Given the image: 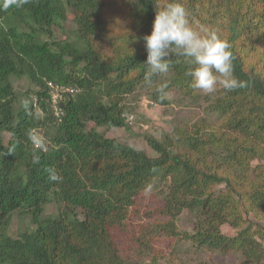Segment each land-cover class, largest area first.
Here are the masks:
<instances>
[{
    "label": "trees",
    "instance_id": "1",
    "mask_svg": "<svg viewBox=\"0 0 264 264\" xmlns=\"http://www.w3.org/2000/svg\"><path fill=\"white\" fill-rule=\"evenodd\" d=\"M170 2L27 0L20 8L0 9V264H157L155 238L176 236L198 249L238 253L239 264L264 263V167H251L264 154V55L258 68L246 66L244 57L264 44V0H175L193 27L214 30L229 43L234 75L246 82L242 89L209 95L191 87L188 58L175 54L167 73L145 81L142 38L150 34L155 12ZM63 4L74 16L92 12L120 19L135 50L110 58L85 33L72 45L55 41L52 27L63 20ZM21 80L28 85L18 92ZM163 83L166 93L204 102L205 115L214 120L145 136L155 157L88 127L129 129L128 95L145 90L150 101L166 106L170 101H160L156 92ZM48 84L73 91L61 94L59 122ZM37 131L42 143L35 147ZM47 169L62 179L50 180ZM149 185L151 191L164 186L161 213L170 219L134 235L127 224L138 217L137 201ZM59 191L82 214L42 218L43 206ZM182 211L193 217L191 233L176 230ZM14 212L34 227L16 238L5 232ZM248 212L263 225L251 221L243 227ZM224 224L238 230L227 236ZM111 228L138 249L116 245Z\"/></svg>",
    "mask_w": 264,
    "mask_h": 264
},
{
    "label": "rangeland",
    "instance_id": "2",
    "mask_svg": "<svg viewBox=\"0 0 264 264\" xmlns=\"http://www.w3.org/2000/svg\"><path fill=\"white\" fill-rule=\"evenodd\" d=\"M85 6L88 10L91 6L87 3L81 2V6ZM63 20L56 26L52 27L53 39L62 45H72L83 33L90 35L95 44L99 46L102 51L110 58H114L115 55L130 53L135 50L133 40L131 36H124L127 33L126 26L120 21V19L113 17L112 15L99 16L90 12V16L87 14L73 15L71 8L68 5L63 4ZM263 43V42H262ZM244 45V44H243ZM254 45L252 44V47ZM254 48V47H253ZM255 51V50H254ZM252 51L248 56L244 55L246 66L254 65L256 68L261 66L264 44L260 47V50ZM257 53H260L259 55ZM264 70V69H263ZM27 82L21 80L15 83V90L23 92L27 87ZM166 98L170 101L166 106H159L150 101L145 90H139L133 95H128L127 101L130 102L132 107L133 125L129 129L114 128L104 129L96 128L93 124H88V127L95 128L98 132L102 133L105 137L115 139L116 141L131 146L137 150L144 152L150 157H155V152L148 146L145 141V136H153L159 138L161 132L170 133L175 128H187L193 123L198 122L200 119L208 118L211 122L214 120L205 115L206 104L199 102L198 104H191L187 99L181 96L176 91H170L166 93ZM127 116V117H128ZM131 119V116L129 120ZM217 124V122H215ZM4 143H7L9 134H4ZM42 139L41 131H37L34 134L33 142ZM261 165L264 167V154L260 160H253L251 167ZM163 185H160L158 190L149 192L146 196H142L138 199V217H133L130 224H127L131 233L136 235L138 230L143 227L151 226L155 222L165 223L169 221V216H165L161 213L163 206V200L160 191H163ZM223 188V185L216 186V189ZM74 207L66 200L64 193L60 191L53 195L50 203L43 206L42 218L54 217L58 212L60 214H79L81 210ZM246 213H243V215ZM72 216V215H71ZM247 222L243 224L246 227L251 221L258 222L261 225L262 222L256 220L255 214L248 212L244 215ZM152 223V224H150ZM193 217L187 212L182 211L178 213L177 220L175 221L176 230L180 233H191L193 229ZM150 224V225H149ZM33 225L17 212L10 214L9 224L5 230L6 234L12 238L20 236L23 232H28L33 229ZM237 228H233L227 224L221 226V232L227 236H233L237 231ZM111 240L116 245H120L122 248L127 244L131 250L138 249L133 243H130V237L124 238V232L118 228H112L109 230ZM177 238L156 237L153 241V254L158 259L157 264H239L240 255L235 252L222 254L220 252L211 251L208 249H198L193 247L190 243L181 239V236ZM136 255V253H131ZM132 255V256H133ZM135 257V256H133ZM142 261V260H141ZM151 263L150 260H147ZM146 260L144 263H147ZM264 264V263H263Z\"/></svg>",
    "mask_w": 264,
    "mask_h": 264
},
{
    "label": "clouds",
    "instance_id": "3",
    "mask_svg": "<svg viewBox=\"0 0 264 264\" xmlns=\"http://www.w3.org/2000/svg\"><path fill=\"white\" fill-rule=\"evenodd\" d=\"M26 2L0 0V9L7 11L13 6L20 8ZM142 39L146 50L145 81L148 84H151L153 76L169 71V57L175 54L188 58L190 67L186 75L191 78V87L196 91L209 95L217 89L231 92L246 87V82L238 80L234 75V57L229 43L214 30L203 26L193 27L189 13L175 0L155 12L151 32ZM167 87V83H163L156 89L160 101L164 100ZM47 171L50 180L62 179L53 169ZM150 191L151 185L145 189V193Z\"/></svg>",
    "mask_w": 264,
    "mask_h": 264
},
{
    "label": "built area",
    "instance_id": "4",
    "mask_svg": "<svg viewBox=\"0 0 264 264\" xmlns=\"http://www.w3.org/2000/svg\"><path fill=\"white\" fill-rule=\"evenodd\" d=\"M48 87L50 88L49 95L51 99V104L53 108V115L56 117L57 121L59 122L61 120V109L58 107V103L61 102V94L63 93H72L73 91L69 88H58L54 87L51 84H48ZM130 116L127 117L129 120ZM41 140H39L37 143H35V147H38L39 144H41Z\"/></svg>",
    "mask_w": 264,
    "mask_h": 264
}]
</instances>
